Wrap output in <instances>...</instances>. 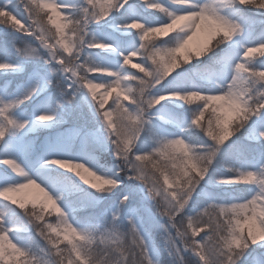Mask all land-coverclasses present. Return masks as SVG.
<instances>
[{
  "label": "snow or ice",
  "instance_id": "snow-or-ice-1",
  "mask_svg": "<svg viewBox=\"0 0 264 264\" xmlns=\"http://www.w3.org/2000/svg\"><path fill=\"white\" fill-rule=\"evenodd\" d=\"M231 6L264 10V0H84L75 13L69 10L73 5L59 0H17L11 7L6 0L0 5V23L24 37L20 46L13 45L15 55L43 59L50 73L58 77L55 81L48 79L47 84L57 87L62 99L70 101L71 94L81 90L90 95L114 146L113 154L122 163L117 174L140 182L159 215L166 218L160 227L169 255L181 262L182 253L190 251L196 257L194 264H264V164L258 171L225 165L232 175L218 177L220 183L257 185L259 191L250 198L209 201L194 214H186L220 146L251 116L264 112V68L251 63L264 57V40L241 45L243 51L234 62L229 56L220 58L226 75L214 89L152 92L176 69L206 56L242 31L239 22L223 13ZM137 7L160 19L146 23L139 18ZM113 13L128 14L115 26L133 31L139 37L138 46L118 51L112 43L89 34L90 24ZM92 49L117 52L119 66L97 63ZM15 67L7 60L0 61V70ZM38 86V81L31 83L19 96L0 99V138L10 127L25 126L27 121H17L10 112L31 100ZM165 100L194 105L196 110L187 127L199 129L207 140L192 143L183 135L169 136L153 130V145L134 150L142 131L151 124L150 110ZM222 104L234 106L235 111L223 117ZM209 112L214 119L208 118ZM35 119L52 121L54 109L45 108ZM222 125L226 131L220 130ZM258 134L264 139V129ZM46 163L89 180L97 191L111 190L120 183L115 176L98 174L71 159ZM0 164L26 175L12 158H2ZM93 174L102 177V183H94L90 179ZM57 199L32 178L0 187V200L10 202L29 217L51 257L41 262L14 242L9 232L15 226L0 215V264H154L145 235L132 215L128 216L127 228L117 221L119 210L100 227H79ZM126 200L123 196L120 203ZM131 211L143 219L140 209ZM53 214L54 222L49 220Z\"/></svg>",
  "mask_w": 264,
  "mask_h": 264
},
{
  "label": "rangeland",
  "instance_id": "rangeland-1",
  "mask_svg": "<svg viewBox=\"0 0 264 264\" xmlns=\"http://www.w3.org/2000/svg\"><path fill=\"white\" fill-rule=\"evenodd\" d=\"M59 2L73 5L74 7L69 10L75 13L83 5L84 0H59ZM132 2L138 3V0H132ZM4 4L6 0H0V5ZM14 4H17V0H7L8 7ZM136 10L139 18L146 23L160 19L141 7H137ZM20 11H23L22 7ZM223 13L239 22L242 31L206 56L176 69L165 81L152 89L154 94H160L172 88L177 90L192 87L214 89L226 75L220 58L229 56L234 62L243 51L241 45L247 46L264 40V10L231 6L224 8ZM127 16V13L123 15L113 13L101 21L90 24L89 34L112 43L118 51L131 50L138 46L139 37L131 30L119 29L115 26L127 19ZM23 39L24 37L10 26L0 23V61L7 60L9 63L16 64L15 68L0 70V99L19 96L29 84L39 82L37 92L33 94L32 99L16 106L10 112L17 121H27L25 126L10 127L4 137L0 138V159L16 160L26 175H18L6 165L0 164V187L24 182L26 177L34 179L51 195L58 197L57 203L79 227H100L111 219L113 211L119 210L117 221L122 228H127L129 215H132V219L140 228V221L131 210H141L143 207L147 212L146 218L150 215V219L159 221L157 224L153 223V226L160 232L159 239L163 249L158 248L152 236L140 228L145 235L154 264H164L161 261L164 255L168 258V263L172 264L176 259L179 260L175 255H169V250L165 247L163 229L160 225L166 222V218L159 215L154 202L144 194L140 182L128 179L123 173L117 174V169L122 167V163L113 154L114 146L104 130L90 95L86 90H81L71 94L70 101L62 99L59 89L52 84H47L48 79L55 81L58 77L50 73L49 65L43 59L15 55L13 45L20 46ZM91 51L93 59L103 66L117 67L120 64L121 58L117 52L101 49ZM251 63L256 67L264 68V57L255 59ZM42 100L45 101L44 104H41ZM56 101H59V104ZM45 108L49 111L54 109V119L38 122L35 117ZM195 110L194 105H187L178 100L161 101L150 110L151 124L142 131L134 150L141 147L149 148L153 145V130L169 136L183 135L192 143L205 142L207 138L199 129L187 127V122ZM261 129H264V112L251 116L232 137L220 146L204 180L194 191L186 208V214H194L209 201L239 202L259 191L255 184L220 183L218 177L232 175L225 165L254 171L260 169V166L264 164V139L258 134ZM238 136L242 137V141L236 138ZM52 159H71L84 163L98 174L115 176L120 183L111 190L97 191L70 170L46 163ZM128 195L135 196L139 205L134 206L126 201L121 204V197H128ZM17 212L24 217L25 213L18 207L0 200V215L4 216L7 224L15 226L9 232L10 238L39 261L49 259L47 252L34 253L36 249L30 247V237H34L38 245L43 238L29 227L21 225L18 218L13 217V214ZM49 220L54 222L55 214L49 217ZM183 254L193 256L190 251H184ZM251 255H258V253ZM248 259L251 260V256ZM237 264H240V261H237Z\"/></svg>",
  "mask_w": 264,
  "mask_h": 264
},
{
  "label": "trees",
  "instance_id": "trees-1",
  "mask_svg": "<svg viewBox=\"0 0 264 264\" xmlns=\"http://www.w3.org/2000/svg\"><path fill=\"white\" fill-rule=\"evenodd\" d=\"M236 138L240 141L242 137L238 136ZM216 199H221V197H216ZM126 202L129 203V204H131V205H134V206H138L139 205V204H137L136 197L135 196H131V195H128ZM194 203H195V201H194ZM139 215L141 217H143V219H139V221H140V228L143 231H146L147 233H149L150 236H152V238L154 240V244L158 248L163 249L162 248L163 245H162V243H161V241L159 239L160 232L159 231H156L155 228H154V226H153V223L157 224V222H159L158 219H157V221H155V220H152V219L149 220L148 218H146L147 212H145V208H143V207H142ZM13 217L14 218H18V221H19V223L21 225H25V226L29 227L30 230H33V231L36 232L35 227L33 226V224H31L29 222V217L26 214L23 217L22 215L18 214V212H17L15 214H13ZM33 234H35V233H33ZM29 241H30V247L36 249L34 253H44V252H47V245H46V243H45L44 240H42V242L40 243V245H38L36 243V240L34 239V237H30ZM40 247H44V248H40ZM47 257L49 259L51 258L49 254H48ZM183 257H184V261L183 262H181V261H179V260L176 259V261L173 262L172 264H194V262L196 260L193 256H188L187 254H185V255L183 254ZM161 261H163L164 264H171V263H168V258L166 257V255L163 256V258H162Z\"/></svg>",
  "mask_w": 264,
  "mask_h": 264
},
{
  "label": "clouds",
  "instance_id": "clouds-1",
  "mask_svg": "<svg viewBox=\"0 0 264 264\" xmlns=\"http://www.w3.org/2000/svg\"><path fill=\"white\" fill-rule=\"evenodd\" d=\"M220 107H221V115H222L223 117H225V118L227 117V115H228L230 112H234V111H235V107L232 106V105H227V106H225V105L222 104V105H220ZM208 118H209V119H214L213 114H212L211 112L208 113ZM213 128H214V130H216L215 123L213 124ZM220 130H224V131H226V128H224L223 125H222ZM80 179H81L85 184H88L89 186L92 187V184L89 183V180H86V179H83V178H80ZM90 179L93 180L94 183H97V184L102 183V180H103L102 177H97V176H95V174H93V176L90 177Z\"/></svg>",
  "mask_w": 264,
  "mask_h": 264
},
{
  "label": "bare ground",
  "instance_id": "bare-ground-1",
  "mask_svg": "<svg viewBox=\"0 0 264 264\" xmlns=\"http://www.w3.org/2000/svg\"><path fill=\"white\" fill-rule=\"evenodd\" d=\"M28 178H30V177H28ZM25 179V178H24Z\"/></svg>",
  "mask_w": 264,
  "mask_h": 264
}]
</instances>
